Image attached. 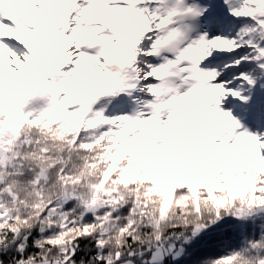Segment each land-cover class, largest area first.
I'll return each instance as SVG.
<instances>
[{"label": "snow or ice", "instance_id": "1", "mask_svg": "<svg viewBox=\"0 0 264 264\" xmlns=\"http://www.w3.org/2000/svg\"><path fill=\"white\" fill-rule=\"evenodd\" d=\"M0 264H264V0H0Z\"/></svg>", "mask_w": 264, "mask_h": 264}]
</instances>
